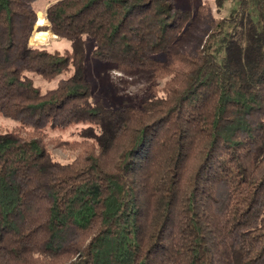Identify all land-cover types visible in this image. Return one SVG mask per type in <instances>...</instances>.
<instances>
[{
  "label": "trees",
  "instance_id": "1",
  "mask_svg": "<svg viewBox=\"0 0 264 264\" xmlns=\"http://www.w3.org/2000/svg\"><path fill=\"white\" fill-rule=\"evenodd\" d=\"M39 1L0 0V264H264V0H46L63 49ZM88 43L139 106L92 96Z\"/></svg>",
  "mask_w": 264,
  "mask_h": 264
},
{
  "label": "rangeland",
  "instance_id": "2",
  "mask_svg": "<svg viewBox=\"0 0 264 264\" xmlns=\"http://www.w3.org/2000/svg\"><path fill=\"white\" fill-rule=\"evenodd\" d=\"M206 2L210 5V11L213 16H224L232 5V0H226L221 13L215 12V5L213 0H174V3L180 8L192 9L198 4ZM40 21L42 16H45L46 0H40L38 3ZM46 18V16H45ZM38 20V19H37ZM41 25L40 27H44ZM40 27L34 25L33 29L37 30ZM38 32H48L49 35H32L30 45H45L49 47H58L63 49L66 47L65 42L61 41L48 29L47 31ZM92 45L91 43L86 44L85 47V59H84V76L88 83L90 84L92 96L94 98H100L105 105L112 108L122 107L124 105H134L139 106L140 102L144 97L147 96V86L148 83L144 80L134 79L131 76L126 75L122 71H119L112 65L99 60L91 54ZM164 80L160 79L158 81V86L163 85ZM55 83V80L51 82H45L43 80H38L36 84L43 88L51 87ZM14 122L3 118L0 115V132L4 130H9L13 127ZM74 125L61 128H47L45 131L49 136H60L63 139L71 140L75 135L72 133L74 131ZM52 152L61 160H66L70 158L73 153L56 147L52 144L49 145Z\"/></svg>",
  "mask_w": 264,
  "mask_h": 264
},
{
  "label": "bare ground",
  "instance_id": "3",
  "mask_svg": "<svg viewBox=\"0 0 264 264\" xmlns=\"http://www.w3.org/2000/svg\"><path fill=\"white\" fill-rule=\"evenodd\" d=\"M38 15V14H37ZM45 17V16H44ZM37 19H38V17H37ZM36 19V23H35V26L36 27H38V26H41L40 24H38V20ZM46 19V18H45ZM46 22H47V20H46ZM30 39V38H29ZM29 43H30V41H29ZM30 44H33V43H30Z\"/></svg>",
  "mask_w": 264,
  "mask_h": 264
},
{
  "label": "water",
  "instance_id": "4",
  "mask_svg": "<svg viewBox=\"0 0 264 264\" xmlns=\"http://www.w3.org/2000/svg\"><path fill=\"white\" fill-rule=\"evenodd\" d=\"M37 17H38V15L36 14V19H37ZM45 26H46V25H45ZM38 27H40V26H38ZM38 27H37V28H38ZM31 35H32V34H31ZM29 44H30V43H29Z\"/></svg>",
  "mask_w": 264,
  "mask_h": 264
}]
</instances>
